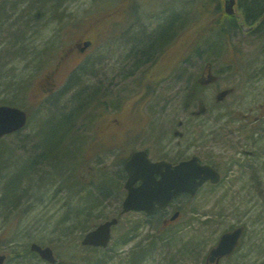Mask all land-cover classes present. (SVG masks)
I'll list each match as a JSON object with an SVG mask.
<instances>
[{"label": "flooded vegetation", "instance_id": "obj_1", "mask_svg": "<svg viewBox=\"0 0 264 264\" xmlns=\"http://www.w3.org/2000/svg\"><path fill=\"white\" fill-rule=\"evenodd\" d=\"M203 1L210 7L207 17L202 16L207 14L201 9ZM196 5L197 17L189 19L182 29L178 63L181 65L177 64L175 71L177 75L181 73L183 86L181 101L176 106L169 94L159 92L157 96L162 81L153 78V68L166 66L168 62L173 41L171 23L160 35L146 34L142 23L133 25L135 32L130 27L125 30L130 48L120 57V74L124 78L137 76L127 83L121 80V89L125 90L130 83L141 90L134 96L110 98L112 83L107 80L108 70H104L108 68L107 63L103 64V73L91 70L93 80L87 76L89 82L78 85L90 65L102 62L98 55L89 57L94 40L87 35L90 32L98 35V25H106V22H96L84 28L70 48L60 54L53 76L45 74L42 85L51 86L42 89V98L50 104L70 95L64 103L73 102L74 106L59 107L64 121L62 132L71 135L70 142L79 138L81 143H86L85 167L89 172L96 169L98 176L114 178L115 189L108 188V195L118 201L119 212L127 193V167L146 169L150 161L164 162L173 168L185 162L187 167L205 166L212 172L193 195L182 191L169 207L155 211L156 214L172 213L174 208L180 211L179 217L185 213L196 214L197 209L190 206L193 201L205 196L212 199L226 184L240 182L251 209L260 210L264 218V0H197ZM87 40L90 44L85 46ZM243 40H248L251 46L249 62L242 56ZM67 61L73 65L65 70L61 64ZM171 65L167 67L169 72ZM58 74L66 79L62 88L56 80L51 83L50 77L57 79ZM79 103L85 104L86 113H76ZM77 118H83L86 123L78 124ZM135 153L140 155L129 163ZM161 168L153 173L156 179L165 170L164 166ZM188 173L185 169L184 176ZM216 174L217 180L212 181ZM76 176L77 171L75 179ZM139 183L140 179L134 186ZM237 226H242L244 232L243 222L229 230ZM234 254L211 262L208 252L204 258L206 264H223L232 261Z\"/></svg>", "mask_w": 264, "mask_h": 264}, {"label": "rangeland", "instance_id": "obj_2", "mask_svg": "<svg viewBox=\"0 0 264 264\" xmlns=\"http://www.w3.org/2000/svg\"><path fill=\"white\" fill-rule=\"evenodd\" d=\"M53 2L54 0H42L30 12V16L36 20L35 26L29 34L31 45L34 46L33 50L26 53L20 51L21 53L5 59L3 63V76L0 78V86L5 85L8 92L4 93V87H0V100H9L12 97L11 100H16L17 106L27 112L28 121L20 132L2 137L0 141L1 147L5 146V143L11 142L12 145L14 143V147L9 152L12 157L10 156V161L3 166H7L6 169L2 170V173L0 170V177H3L0 178V251L5 253L13 251L15 253V251L28 248L31 242H37L53 247L57 255V251H62L64 247H67L65 252H67L69 259L65 260L64 257L61 258L58 255L60 263L56 264H97V262L99 264H120L121 257L130 252L133 246L143 241V238L152 235L155 226L160 223L162 224L161 227L168 225L164 230L165 232L160 233L162 240H159L157 250L152 253V256L150 255L147 261L140 264H206L204 256L220 234L235 224L243 222L245 229L240 239L239 248L232 261L223 262V264H264V218L260 210L251 209L250 202L246 199L247 196H245L243 185L240 182L226 184L216 192L217 194L212 199H205V196L201 198L202 200L198 198L193 201L190 206L197 209L196 214L191 213L190 216H182L176 222H168L171 213L155 215L147 219L137 213L121 216L119 224L113 228V237L106 250L108 252L105 253L107 256L105 259L101 251H93L89 247L74 246V244L68 246L67 241L73 239L79 241L83 232L79 231V228H70L71 223L63 222L64 215L67 216L65 214L67 206L64 202L75 206L78 201V197L75 196L76 193L83 195L88 191L87 188H94L95 185L87 187V185L80 183L81 178V180H75L77 184H70L67 188H59V184L56 182L42 187L43 183L37 178H28L31 182L26 179L23 180L18 185V190L12 199H2V189L6 183L5 177L11 176L13 167L21 163V158H25L27 155L26 144L23 140L25 135L29 136L30 132L38 130L40 123L49 117V112H53L55 108L61 107L63 109L65 107L64 109H67L74 106L73 102L64 103L70 97L69 94L57 102L52 100L49 104L48 99L42 98V89L51 85L44 84L43 86L42 84L45 74L53 76V69L60 54L65 49L70 48L73 40L83 32L84 28L89 24L90 26L95 24L94 20L100 24L106 22V25H98L100 26L98 35L95 32H90L94 45L89 57L91 59L94 55H98V60H102V62H97V65H90L88 71L85 70L83 76L80 77L79 80L82 82L78 85L89 82L88 77L91 78V81L93 80L90 76L91 70H96L97 73L108 70L107 80L112 83L110 84L109 96L118 100L121 96H134L135 93L141 91L130 83L126 85L125 90L121 89L123 85H121V80L127 83L137 76L134 74L124 78L120 74V57L125 55L130 48V44L126 41L125 30L130 27V31L135 32L132 29L133 25L142 23V26L147 29L146 34H149L156 31L159 25L157 23L161 19L175 15L173 41L170 46L171 52L168 56L167 65L162 67L158 65L153 68V78H158V82L162 81L157 96L160 94L159 92L169 94L173 98L175 106L181 101L183 81L181 73L177 75L175 68L180 61L182 50V29L189 19L197 17V0H58V7L54 9ZM205 3L207 2H202L204 5L201 6V9L207 13L202 16L207 17L210 7ZM128 38L130 37L128 36ZM248 43V40H243L241 44L245 62L250 61L249 49L251 46H248ZM101 55L107 56L103 58ZM106 63L108 68L105 67L103 70V64ZM70 64L69 61L62 67L68 70ZM169 65H171L170 72L167 70ZM180 65L181 63L178 64V66ZM172 70L174 71L171 72ZM194 73L198 74L196 70ZM73 77L75 76L73 75L71 78ZM50 78H52L51 83L56 80L59 88L65 84L66 79H61V75L57 79ZM13 84H18L21 87V91L17 93L16 97L13 96L16 91L9 88ZM164 88L165 90H163ZM167 88L169 91L166 90ZM84 105L81 103V106ZM82 111L86 113L84 108ZM77 123L85 124L86 121L79 118ZM11 159L16 164L12 165ZM75 159L77 162L72 168V176L74 177L75 171L79 170V178L80 176L84 177L86 170L78 165L80 160L86 159V155L80 153L75 156ZM35 167L44 169V171L48 170L46 166L38 163L35 164ZM41 175L43 176L42 173ZM90 181L83 179L84 183ZM98 181L102 180L97 179V186ZM68 189H72L73 194ZM225 192L227 194L222 198V194ZM109 198L113 199L114 196L110 195ZM14 199L16 201H14L13 206L10 200L13 201ZM180 204H183L182 200ZM110 208L100 210L101 213H97L100 217L99 221L111 215ZM114 208L113 206L111 209L114 210ZM139 217L141 223L136 230V236L125 242L124 233L128 230L129 224ZM67 218L69 217L67 216ZM99 259H103V262ZM6 264L48 263L32 253L23 259L13 257Z\"/></svg>", "mask_w": 264, "mask_h": 264}, {"label": "trees", "instance_id": "obj_3", "mask_svg": "<svg viewBox=\"0 0 264 264\" xmlns=\"http://www.w3.org/2000/svg\"><path fill=\"white\" fill-rule=\"evenodd\" d=\"M41 1L42 0H0V78L3 76L2 70L5 59L17 55L20 51L26 53L27 51L33 50L34 46L31 45V38H29V34L31 29L35 26L34 22L36 20L34 17L30 16V12L36 5H38L37 3ZM57 3L58 0H54L53 9L58 7ZM175 20V15L162 19V21L159 22L155 33L160 35L165 31V26L170 23L173 24ZM36 57L39 56L36 55ZM0 87H4V93L8 92V88L5 85ZM9 88H13L12 90L16 91L14 93L15 95H13L14 97H16L17 93H20L19 91H21V87L18 84L10 85ZM11 99L0 100V104H17L16 100ZM61 111L62 110L60 108H55L53 112L50 111L48 114L50 117L57 118L59 120H57L58 123L55 122L54 124H50L47 121L43 123L45 121L44 120L40 123L41 129L39 127L38 130H36L27 138L26 141H24V144H26L25 150L27 155L25 158H21V163L16 164L13 160L11 161V164L15 163L16 167H13L14 169L12 170L11 176L5 177L6 183L2 189V199H12L14 193L18 190V185L25 179L31 182L29 179L37 178V180H40L43 183L42 187L49 186L52 182L59 184V188H67L70 184H77L75 181L76 179L72 176V168L75 165V156H78L79 149L81 148V140L78 138L76 141L74 140L70 142L71 135H69L68 132H59V127L64 122L61 117ZM42 124L46 126L44 129H42ZM8 162V157H0L1 173L2 170L6 169L7 166H3L7 165ZM36 163L43 165L44 167L46 166L48 170L44 171V169L36 168ZM100 179L102 180V184H99L100 188H87L88 191L85 194L82 195L79 193V197L81 199L79 206L70 207L69 212L72 213L67 214L68 211L66 212L69 218L65 215L63 222L71 223L72 225L70 228H79V231L85 232L93 227L96 220L99 219L98 215L94 216L92 214H94L97 210L102 211L104 209L103 203L105 198H108L106 197L105 192H108V188L109 191L111 189H115L116 185V181H114V178H111L110 176H100ZM39 186L41 187L40 184ZM68 190L71 194H73L72 189ZM15 199L13 201L10 200L11 205L13 206L15 204L14 201H16ZM152 217L153 216H146L145 219ZM140 221L141 218L139 217L137 220H134L129 224L128 230L124 233L125 242L130 239L131 236L129 237V235L136 232L139 228L141 223ZM161 225L162 224L159 223L155 226L154 233L152 235L143 238V241L133 246L130 252L126 253V255H123L121 257L120 264H140L147 261L150 255L152 256V253L157 250L159 240L161 239L160 233L165 232L164 230L168 226L163 225L161 227ZM67 243L68 246L78 244L75 239L67 241ZM66 248L64 247L62 251ZM91 249L97 252L101 251L103 252L102 256L107 257L106 254L108 251L106 250L108 247H91ZM24 250L30 254L27 247L24 248ZM9 254V260L15 257V253L13 251ZM97 264H99V262H97Z\"/></svg>", "mask_w": 264, "mask_h": 264}, {"label": "water", "instance_id": "obj_4", "mask_svg": "<svg viewBox=\"0 0 264 264\" xmlns=\"http://www.w3.org/2000/svg\"><path fill=\"white\" fill-rule=\"evenodd\" d=\"M25 120V113L20 108L0 105V135L21 128ZM163 165V162H158L149 163L147 169L127 168L130 176L126 183L128 193L122 203L123 212L143 210L150 214L156 209H162L169 205L173 197L182 191H188L190 194H194L197 188L211 174L210 169L207 167L199 165L196 167H187V163L181 162L173 169H170L166 165L161 177L155 179L153 173L155 171H161L160 169ZM185 169L189 173L184 176ZM138 178L141 179V184L133 187L132 183ZM176 216L177 213L171 219H174ZM115 223V218L100 223L94 229L85 233L81 240L82 244L105 246L110 238V227ZM240 233L241 228H238L222 234L216 246L210 251V259L212 260L215 257L230 254L237 244ZM30 248L36 251L42 258L50 262L55 261L50 247H41L36 243H32ZM4 258L5 255L0 254V264L3 263Z\"/></svg>", "mask_w": 264, "mask_h": 264}, {"label": "bare ground", "instance_id": "obj_5", "mask_svg": "<svg viewBox=\"0 0 264 264\" xmlns=\"http://www.w3.org/2000/svg\"><path fill=\"white\" fill-rule=\"evenodd\" d=\"M76 106H77V108L75 109V111H76V113H78V114H80V113H82L83 111V108H85V105L84 106H81V104L79 103V104H76ZM75 106V107H76ZM50 118V119H49ZM57 118H55V117H47L46 119H45V121L43 122V123H45L46 121L47 122H49L50 124H54L55 122L56 123H58L57 122ZM77 120H78V118H77ZM59 121V120H58ZM46 126L44 125V124H42V129H44ZM40 129H41V126H40ZM21 130L19 129H16L15 130V132H13V134H16V133H18V132H20ZM59 132H61V133H63L62 132V124H61V126L59 127ZM31 134L29 135V136H31L33 133H34V131L33 132H30ZM28 135H25V139H23L24 141H26L27 140V138L29 137ZM1 143V142H0ZM14 147V143H13V145H12V143L10 142L9 144H6L5 143V146H3V147H1L0 146V157L1 156H5L6 158L8 157V161H10V159H9V157L11 156L10 154L11 153H9L10 151H11V148H13ZM12 157V156H11ZM12 160V159H11ZM15 163H12V165H14ZM101 176V175H100ZM100 176H98L97 178L100 180ZM100 184H102L101 183V181H98ZM89 189V188H88ZM75 196H77L78 197V201H80L81 199H80V197H79V194H77L76 193V195ZM77 197H76V200H77ZM78 201H77V203H76V205L75 206H72L71 204H67L66 202H64V204H66V206H67V210H66V212L68 211V213L67 214H69V213H71V212H69V206H72V207H77V206H79L78 205ZM81 202H79V204H80ZM113 206H114V202L110 199V198H105V201H104V203H103V207L104 208H108V207H111V208H113ZM110 208V209H111ZM99 212H101L100 210H97L94 214H92V215H94V216H96L97 215V213H99ZM66 214V213H65ZM65 216V215H64ZM131 236V237H130ZM136 236V232H133V234H130L129 235V237H130V239H133L134 237ZM86 247H88V246H86ZM89 248H91V247H89ZM28 251L30 252V254H36L37 252L36 251H34L33 249H31L30 247H28ZM15 257L17 258V257H20V258H26V257H28L29 256V253H27V252H25V250L23 249V250H21V251H15ZM106 257H104V259H105ZM101 260V262H103V259H99V261Z\"/></svg>", "mask_w": 264, "mask_h": 264}]
</instances>
